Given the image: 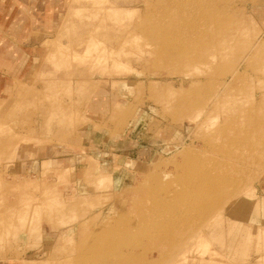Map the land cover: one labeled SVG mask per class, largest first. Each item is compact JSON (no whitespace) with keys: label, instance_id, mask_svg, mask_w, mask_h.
I'll return each mask as SVG.
<instances>
[{"label":"rangeland","instance_id":"rangeland-1","mask_svg":"<svg viewBox=\"0 0 264 264\" xmlns=\"http://www.w3.org/2000/svg\"><path fill=\"white\" fill-rule=\"evenodd\" d=\"M263 202L264 0H0V264H264Z\"/></svg>","mask_w":264,"mask_h":264},{"label":"bare ground","instance_id":"bare-ground-1","mask_svg":"<svg viewBox=\"0 0 264 264\" xmlns=\"http://www.w3.org/2000/svg\"><path fill=\"white\" fill-rule=\"evenodd\" d=\"M264 203V202H263ZM264 205V204H263ZM231 221V220H230ZM236 222V221H235ZM236 223H238V222H236ZM230 224V223H229ZM234 225V223L232 224L231 223V228H232V226ZM235 225H237V224H235ZM241 225V224H240ZM241 227H243L242 225H241ZM246 227V226H245ZM249 227H250V225H249ZM249 227H248V230H250L249 229ZM259 228L258 229H260V226H258ZM263 227V226H262ZM109 228V227H108ZM114 228V227H113ZM138 228V227H137ZM231 228H230V231H231ZM237 228V227H236ZM229 229V228H228ZM242 229V228H241ZM234 229L232 228V231H233ZM239 230V229H238ZM243 230H244V228H243ZM246 230V229H245ZM244 230V231H245ZM235 231V230H234ZM260 231V230H259ZM239 232V231H238ZM241 232V231H240ZM251 232V231H250ZM112 233V232H111ZM242 233V232H241ZM246 233V232H245ZM249 233V232H248ZM247 233V234H248ZM260 233V232H259ZM258 233V234H259ZM104 234H106V233H104ZM103 234V235H104ZM257 234V235H258ZM202 235H206V233L204 232V234H202ZM215 235H217V234H215ZM221 235H222V232H220V234H219V238L220 239H222L221 238ZM243 235V234H242ZM241 235V236H242ZM116 236V235H115ZM218 236V235H217ZM243 236H247L246 234H244ZM249 236H250V233H249ZM259 236V235H258ZM104 238V237H103ZM106 238V237H105ZM238 238L240 239V240H237V239H235V238H231L229 241H226V242H229V244H228V246H227V248L230 250L229 252L233 255V257L234 258H246L247 257V255H248V252H249V250H250V248H248V245H250V244H248V245H246V244H244V242L242 241L243 239L242 238H240L239 236H238ZM244 238V237H243ZM251 238V237H250ZM257 238V237H256ZM228 239V238H227ZM245 239V238H244ZM249 239V238H248ZM246 240H247V237H246ZM122 241H123V239H122ZM121 241V242H122ZM249 240H247V242H248ZM119 242V241H118ZM252 242V241H251ZM104 245V244H103ZM227 245V244H226ZM123 246V245H122ZM105 247H106V245H105ZM107 250V249H106ZM113 250V249H112ZM111 251V250H110ZM114 251H115V249H114ZM114 254V253H113ZM122 254V253H121ZM241 255H243V256H241ZM102 258V257H101ZM237 258V259H238ZM97 260V259H96ZM239 260V259H238ZM244 261V260H243ZM250 263H252V261L250 262V261H248V262H246L245 264H250ZM5 264H8L7 262H5Z\"/></svg>","mask_w":264,"mask_h":264},{"label":"crops","instance_id":"crops-1","mask_svg":"<svg viewBox=\"0 0 264 264\" xmlns=\"http://www.w3.org/2000/svg\"><path fill=\"white\" fill-rule=\"evenodd\" d=\"M9 28H13V25H9ZM7 44H8V43H7ZM4 49H6V48H4ZM16 50H17V48H15V47L7 48V51H8L7 54L12 55V56H15L14 53L16 52ZM18 54H19V53H17L16 56H17ZM43 161H48V159L43 160ZM33 163L36 164V161H34ZM74 188H75L76 190H78L75 186H73V187L71 188L70 193H69L68 195L72 194Z\"/></svg>","mask_w":264,"mask_h":264}]
</instances>
